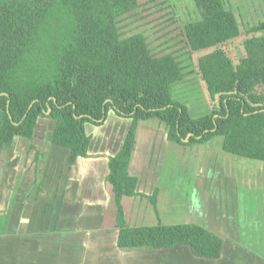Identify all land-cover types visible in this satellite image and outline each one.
<instances>
[{"label":"trees","instance_id":"obj_1","mask_svg":"<svg viewBox=\"0 0 264 264\" xmlns=\"http://www.w3.org/2000/svg\"><path fill=\"white\" fill-rule=\"evenodd\" d=\"M193 1L200 16L184 26L192 51L212 49L241 35L235 12L223 0ZM140 6L139 0H0V93L8 94L0 95L5 113L0 150L16 136L33 141L38 117L51 108L52 143L69 151L73 165L89 156L91 137L85 124H102L112 108L132 120L121 149L108 159L117 245H186L196 256L217 259L223 238L195 222H162L159 189L140 192L129 165L139 122L153 118L165 123L167 138L174 143L192 146L221 137L224 151L264 161V34L246 40V56L236 67L219 49L199 57L207 89L212 96L220 95L221 102L218 109L194 117L174 96V87L186 75L178 56L153 52L142 32L123 36L120 31V17ZM250 31H264V21ZM124 196L147 197L158 222L130 225Z\"/></svg>","mask_w":264,"mask_h":264},{"label":"rangeland","instance_id":"obj_2","mask_svg":"<svg viewBox=\"0 0 264 264\" xmlns=\"http://www.w3.org/2000/svg\"><path fill=\"white\" fill-rule=\"evenodd\" d=\"M139 1L141 6L138 11H132L119 19L123 36L142 32L146 35L153 52H173L178 56L186 75L184 81L174 87V96L187 105L194 117L218 109L221 102L220 95L212 96L209 93L199 69V57L219 49L224 52L230 64L236 67L246 56V40L264 34V31H250L253 26L264 21V0H223L225 5L235 12L241 35L215 48L197 52L190 49L184 35L185 24L200 16V11L193 0ZM113 111L112 108L109 110L102 124L90 122L85 124V130L92 138L89 156L79 157L74 166L69 163V151L52 143L55 122L48 114L38 117L33 141L16 136L2 147L0 184L7 183L10 179L11 182L16 181V184L29 187L30 192H18V187L15 194L9 192L7 201L2 206L0 204V219L6 220L8 228L11 229V222L16 217L18 225L22 226L19 218L21 216L26 218L28 215L31 223L25 224L27 231L35 230L39 232L38 236L41 239L44 238L42 249L33 242L31 249L25 250L21 247V240L18 237L16 246L2 254L4 260H12L14 264L19 262L52 264V258L49 255L53 253L57 257L53 260L55 264H106L110 256L111 259L116 258L112 256L121 251L147 252L149 248L131 249L117 245L116 204L113 187L107 180L110 170L108 159L110 155H115L121 149L132 121L128 120L124 124L125 119L117 117L115 112L116 115H113ZM4 121L5 113L0 109V128ZM159 122L158 119L153 118L139 122L137 127L129 173L139 179L138 190L152 194L154 188L159 187L157 210L162 222H195L197 218L203 216L207 219L206 223L209 227L214 224L213 229L231 237L228 242L232 244V248L230 250L227 248L224 258L217 261L201 257L199 260H205L203 262L208 264H264V191L260 188L261 179H263L264 187V163L241 157L239 159L246 163L238 161L237 156L221 149V137H216L210 142V146H214L213 150L216 147L220 148L217 149L218 152L215 151L219 161L223 159V156H231V160L226 162L232 173L237 172V185L239 184L238 188L242 192H238L242 200H235L233 196L236 197V190L234 188L232 190L231 187L234 186L229 187L231 184H229V177H219V175L212 178L205 177L207 173L209 174L211 163L214 161L206 165L209 155L197 153L198 150L203 149V146L189 145L187 147L167 140V127L165 123ZM200 165H202L201 168ZM71 175L77 176L80 180V196L98 199L103 207L105 206L106 212L110 213L111 222L105 223L104 220L103 226L99 228L96 221V227L88 230L85 226H77L72 231L56 227L54 213L61 198L62 181L66 176ZM203 177L213 184L218 180L215 184L218 192L217 189L215 193L211 190V196H215L210 198L208 194L209 200H200L196 205L192 203L190 195L196 183L202 181ZM85 186H88L89 193L85 191ZM254 187L256 188L253 190ZM224 188L226 190L222 191ZM251 189L252 191L248 192ZM220 192H222V198ZM3 194L0 197H3ZM25 195L30 197L27 202L23 201ZM38 199L41 201L36 202ZM123 207L126 219L131 225H154L158 222V215L147 197H125ZM217 208L219 210H216ZM231 212L237 218L231 214L234 219L226 223L223 218L226 213ZM253 216L256 218L252 225L248 224L246 237H244V230L237 234L241 236L240 244L242 245V249H238L235 229H241L242 226L235 227L231 222L238 224L243 217L248 220ZM79 224L83 223L79 222ZM248 237H251L249 238L251 244L248 242ZM183 248L185 247L176 250L189 249ZM233 251L235 255H232ZM189 252L191 255L187 256L185 253L168 250L160 256V260L165 264H203L202 261L189 262L192 256L197 258L190 249ZM0 264H4L1 257Z\"/></svg>","mask_w":264,"mask_h":264},{"label":"crops","instance_id":"obj_3","mask_svg":"<svg viewBox=\"0 0 264 264\" xmlns=\"http://www.w3.org/2000/svg\"><path fill=\"white\" fill-rule=\"evenodd\" d=\"M113 115H116L114 113V111H113ZM117 117H121V116H117ZM123 118L125 119L124 124H126L128 122V120H131L130 118H126V117H123ZM159 123L161 124V122H159ZM166 138H167V128H166ZM214 138H216V137H214ZM214 138H212L211 140H209L208 142H206L204 144H196V145H202L203 146L202 150L197 151V153L199 155L200 154L209 155V157L206 159L208 161V163L206 162V165L210 164L209 163L210 161H214L213 163H211V167L209 169V174L207 173V175L205 177L211 176V178H212V177H215L218 175H219V177L220 176L229 177L228 178L229 184L231 183L229 185V187L234 186L231 188H232V190H233V188L236 190V191L234 190L236 193V197L233 196V198L235 200L241 201L242 199H240L239 193H242V192L238 188L239 184L237 185V178H236L237 172L234 171L232 173L229 164L226 162L227 160L228 161L231 160L230 159L231 156H227V157L223 156V159L219 161L218 154H216L215 151L217 149H220V148L216 147L215 150H213L214 146H210L211 145L210 142ZM91 140H92V138H91ZM167 140H168V138H167ZM206 145H207V148H205ZM90 146H91V142H90ZM90 146H89V148H90ZM221 149L223 150L222 143H221ZM218 151L219 150H217V152ZM88 152H89V150H88ZM234 156H236V155H234ZM241 158H243V157H241ZM237 159H239V156H237ZM202 161H203V159H202ZM238 161L245 162L241 159H239ZM262 162L264 163V161H262ZM263 163H262V165H263ZM130 164H131V162H130ZM201 166L202 165H200V168H201ZM204 166H205V164H204ZM129 167H130V165H129ZM10 177H11V175L9 174V178ZM200 177H202V176H200ZM205 177H203L202 181H199L198 183H196V186L190 195L193 204L197 205V203L200 200H207L208 194L210 195V198H213L215 196V195L211 196V190L215 193V190L217 189L215 184L218 180H216L215 184H213V182H210L209 179L205 180L204 179ZM204 180L206 183L204 182ZM224 183L226 186L227 185L226 180ZM260 183L262 184L260 188H262L264 191L263 179L260 180ZM62 185H63V187H62V192H61V198L58 201L57 207L55 208L56 212L54 213V216L56 217V219H55L56 227H60L61 229H66V230L72 231V230H75V228H77V226H85L88 230V229H92V228L96 227L95 226L96 221L98 222L97 226H99V228L101 226H103L104 220H105L104 221L105 223L107 221L108 222L112 221L110 213L106 212L105 206L103 207L102 203L99 202L98 199L80 196L79 190L81 188V184H80V180L78 179L77 176H73V175L66 176L62 181ZM210 186L212 187L211 189H210ZM16 187H18V189H19L18 192H21V193L30 192L29 187L24 186L22 184H16V181L11 182V180L8 179L7 183L0 184V196L3 193L7 194L6 196L3 194V197H0L1 206H2V204H4L7 201L8 197H9V192H11L13 194L16 193L15 192ZM21 187H24V188H21ZM156 188L159 189V187H157V186H156ZM202 188H204V190H202ZM255 188L256 187H254L253 190ZM225 190L226 189L224 188L222 191H225ZM85 191L89 193L88 186H85ZM251 191H252V189L248 190V192H251ZM217 192H218V189H217ZM220 193H221L220 194V197H221L222 192H220ZM263 195H264V193H263ZM125 197H135V196H124L122 199V204L124 203ZM22 198L23 197H21V199ZM28 198H30L29 195L28 196L25 195L23 198V201L27 202ZM38 201L40 202L41 199H38L36 202H38ZM218 201L220 202V200H218ZM28 204H29V201H28ZM193 207H194V205H193ZM216 210H219V209L217 208ZM21 213H23V212H21ZM216 214H218V213L216 212ZM231 214H232V212L225 214V217L223 219L225 220L226 223H230L229 220L237 218L235 214L234 215L232 214L234 217V218H232ZM243 216H247V215L243 214ZM16 218L13 220V222H11V229L8 228V223L6 220L0 219V249H1L0 257L4 261V264H14V262L12 260L11 261L10 260H4L2 257L3 256L2 254H5L6 250H10L14 246H16L18 237L21 240V247L25 248V250L26 249L30 250L32 247L31 244H33V242L37 243L38 247H40L41 249L43 248L44 238L41 239V237L38 236L39 232H37L35 230L34 231H32V230L27 231L28 229H26V227H25L26 223H28V224L31 223V219L29 218V216L27 215L26 218L21 216L19 218L22 226L18 225ZM255 218H256L255 216L251 217V219H248V217H247L248 220H246L245 217H243V220L241 222H239L238 224H236L235 222L232 221L231 223H233V225H235V227L236 226H242L241 229H238V228L235 229V233H236L235 236H237V234H240L241 230H244V232H245L244 237H246L247 226H248V224L252 225L251 223L255 220ZM194 219H196V218H194ZM214 219L217 220L216 217H214ZM79 222H81L85 225L79 224ZM192 222H194V221H192ZM206 222H208V221L206 218H203V216H201L195 220V223H198V224L206 227L207 229L210 228L209 230L213 231L214 233L217 232L216 234H218L219 236H221L223 238L224 243H223V249H222V254H221L220 258L211 259V258L202 257V259H211V260H217L218 261L223 256L225 257L227 248L229 250L232 248V244L230 242H228V240H230L231 237H228L227 235H225L223 233H219L216 229L212 228V227H215L214 224L211 225L212 227H209ZM249 238H251V237H248V242L251 244V241L249 240ZM244 240H245V238H244ZM240 241H241V236H237L236 248H238V249H242V245L240 244ZM181 247H185L183 249H186L188 246L186 247V245H176L174 247L165 248V249H148V250H146L147 252L141 251L140 253L138 252L139 250H135V251H131V252L121 251V252H118L116 255L112 256V257H116V258L111 259V256H110L109 257L110 260H109V262H106V264H165L162 260H160V256L162 254H164L165 252H167L168 250L174 251L176 253H180V252L185 253V254H187V256L191 255L189 252V249H190L189 247H188L189 248L188 250L187 249L183 250V251L182 250H176L177 248H181ZM190 251H191V249H190ZM232 255H235V251L232 252ZM49 257L52 258V260H51L52 264H55V263H53V260L54 259L56 260L57 257L54 256L53 253L50 254ZM200 258L201 257H199V256H197V258H193V256H192L191 260H189V262L191 261V263L192 262L194 263L197 261H202V262L205 261V260H199ZM195 259H198V260H195ZM18 264H23V262L22 263L19 262ZM203 264H208V262L207 263L203 262Z\"/></svg>","mask_w":264,"mask_h":264},{"label":"water","instance_id":"obj_4","mask_svg":"<svg viewBox=\"0 0 264 264\" xmlns=\"http://www.w3.org/2000/svg\"><path fill=\"white\" fill-rule=\"evenodd\" d=\"M1 94L8 95L6 92L0 93V95H1ZM54 100H55V102L57 101L56 98H54ZM9 103H10V100H8V103H7V112H8V114H9L10 118L12 119V116H11V114H10V109H9ZM30 108H31V105L29 106V109H30ZM50 112H51V108H49L47 111H45L46 114H49ZM190 135H191V134H189V136H190ZM185 141H188V138H186Z\"/></svg>","mask_w":264,"mask_h":264}]
</instances>
